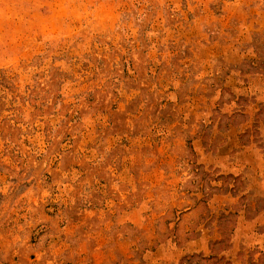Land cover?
I'll return each instance as SVG.
<instances>
[{"label": "rangeland", "instance_id": "1", "mask_svg": "<svg viewBox=\"0 0 264 264\" xmlns=\"http://www.w3.org/2000/svg\"><path fill=\"white\" fill-rule=\"evenodd\" d=\"M0 264H264V0H0Z\"/></svg>", "mask_w": 264, "mask_h": 264}]
</instances>
